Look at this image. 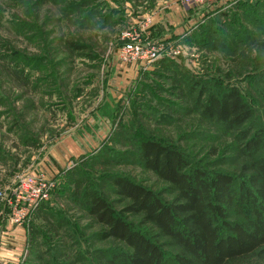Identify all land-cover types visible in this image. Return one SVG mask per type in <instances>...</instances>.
I'll return each instance as SVG.
<instances>
[{
    "label": "rangeland",
    "instance_id": "rangeland-1",
    "mask_svg": "<svg viewBox=\"0 0 264 264\" xmlns=\"http://www.w3.org/2000/svg\"><path fill=\"white\" fill-rule=\"evenodd\" d=\"M56 1L0 0V191L29 172L55 182L42 206L47 211L38 209L19 233L0 219V264H62L67 255L95 262L98 250H117L98 239L100 227L73 190L79 182L118 201L106 191L117 174L171 200L168 187L132 158L143 138L179 146L207 173H236L247 164L234 135L194 111L190 85L214 93L236 87L254 114L246 129L264 138V16L255 5L261 0H239L224 12L203 7L187 31V21L176 28L161 21L165 30L185 31L180 54L123 87L113 85L108 68L113 58L120 66V33L153 13L165 19L178 0H84L70 11L82 0ZM247 13L258 21H247ZM61 220L70 232H47Z\"/></svg>",
    "mask_w": 264,
    "mask_h": 264
},
{
    "label": "trees",
    "instance_id": "trees-1",
    "mask_svg": "<svg viewBox=\"0 0 264 264\" xmlns=\"http://www.w3.org/2000/svg\"><path fill=\"white\" fill-rule=\"evenodd\" d=\"M261 1L255 5L264 16ZM76 4L84 6V0L71 2L67 10ZM246 17L258 21L256 15ZM244 34L252 41L250 34ZM259 45L264 51V41ZM197 88V84L189 87L194 111L201 120L231 132L239 156L249 162L236 173H207L179 146L141 139L132 158L165 184L173 198L165 200L162 193L117 174L107 178L106 189L119 198L115 202L103 190L82 189L76 182L73 192L81 195L83 209L100 227L98 239L119 248L98 250L95 262L67 255L62 264H264V138L246 129L254 114L236 87L218 93ZM42 206L40 214L47 211ZM47 227V232L56 233L69 226L61 220Z\"/></svg>",
    "mask_w": 264,
    "mask_h": 264
},
{
    "label": "built area",
    "instance_id": "built-area-1",
    "mask_svg": "<svg viewBox=\"0 0 264 264\" xmlns=\"http://www.w3.org/2000/svg\"><path fill=\"white\" fill-rule=\"evenodd\" d=\"M237 1L239 0H178V7L184 14L192 15L203 7L222 8L223 11L224 6L231 8ZM158 20L157 14L147 15L139 24L120 33L116 53L120 66L132 68L138 75L156 66L161 59L180 54L178 41L156 43L150 39L148 31ZM54 183L53 177L48 178L42 172L21 174L15 184L0 191V219L7 218L15 227H23L48 202L55 188Z\"/></svg>",
    "mask_w": 264,
    "mask_h": 264
},
{
    "label": "crops",
    "instance_id": "crops-1",
    "mask_svg": "<svg viewBox=\"0 0 264 264\" xmlns=\"http://www.w3.org/2000/svg\"><path fill=\"white\" fill-rule=\"evenodd\" d=\"M170 9V13L165 15V19H163V17L160 15L159 20L157 21V23L154 25V27H152L148 32L150 35V39L152 41H155L156 43L158 42H164V41H168L169 39H172L175 36L179 37L176 41H178L179 43H183L184 41H182L186 34L182 35L185 31L188 30V28L190 27V25H192L191 23H193V19L194 17L197 19L198 16L196 14H184V12L180 9V8H169ZM219 12H224L221 9L219 10ZM209 14V13H207ZM153 15H156L153 13ZM159 15V14H157ZM199 18H203V16H200ZM172 20L175 22H172ZM161 21H163L164 23L167 22L169 26L176 28L175 25L177 24L179 26V24H184L186 21V24L182 25L183 29L185 30L184 32L182 31V34H179L180 28L179 29H175V31H171L170 30H165V25L164 23H162ZM187 24L189 25V27L187 26ZM190 33V32H189ZM188 34V32H187ZM182 35V36H181ZM180 43V44H181ZM116 60L114 62V58H113V62L109 64L108 68H109V73L111 74L113 72V85L117 86V87H123L127 84L132 83L135 80L141 79L143 76H145V74H148L150 71H152V69L155 68H149L144 72H141V74L139 73L138 75H136V72L132 69V68H125L122 66H117L118 64L116 63ZM150 72V73H151ZM16 230L14 231L17 232L18 227H15ZM19 233V232H17Z\"/></svg>",
    "mask_w": 264,
    "mask_h": 264
}]
</instances>
